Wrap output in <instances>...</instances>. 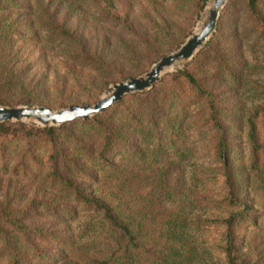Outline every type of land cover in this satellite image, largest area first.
<instances>
[{
  "label": "trees",
  "instance_id": "trees-1",
  "mask_svg": "<svg viewBox=\"0 0 264 264\" xmlns=\"http://www.w3.org/2000/svg\"><path fill=\"white\" fill-rule=\"evenodd\" d=\"M208 0H0V105L95 103ZM0 264H264V0L86 121L0 124Z\"/></svg>",
  "mask_w": 264,
  "mask_h": 264
},
{
  "label": "water",
  "instance_id": "water-1",
  "mask_svg": "<svg viewBox=\"0 0 264 264\" xmlns=\"http://www.w3.org/2000/svg\"><path fill=\"white\" fill-rule=\"evenodd\" d=\"M229 1L217 0L214 9L208 14L205 21H201L196 34L189 36L176 51L160 58L146 73L112 85L110 92L94 104L73 105L57 110L47 106L10 107L0 105V124L5 122H29L40 127H52L77 120L86 121L104 113L125 96L152 89L164 75L175 72L190 62L210 41L217 29L221 11Z\"/></svg>",
  "mask_w": 264,
  "mask_h": 264
},
{
  "label": "rangeland",
  "instance_id": "rangeland-1",
  "mask_svg": "<svg viewBox=\"0 0 264 264\" xmlns=\"http://www.w3.org/2000/svg\"><path fill=\"white\" fill-rule=\"evenodd\" d=\"M208 2H209V0H208ZM208 2H207V4H208ZM229 2H231V0H230ZM229 2H228V3H229ZM228 3H227V4H228ZM207 4H206V6H207ZM206 6H205V7H206ZM224 8H225V7H224ZM224 8H223V9H224ZM222 11H223V10H222ZM222 11H221V13H222ZM204 12H205V8H204V10L202 11V13H201V15H200V17H199V19H198V21H197V23H196L194 29H193V32L191 33V35L196 34L197 30L199 29L200 24H201V21H202V19H203V15L205 14ZM203 13H204V14H203ZM220 16H221V14H220ZM219 18H220V17H219ZM218 21H219V20H218ZM217 25H218V23H217ZM216 30H217V29H216ZM215 32H216V31H215ZM214 34H215V33H214ZM214 34H213V35H214ZM191 35H190V36H191ZM187 38H188V37H187ZM187 38H186V39H187ZM184 42H185V41H184ZM188 63H189V62H188ZM153 64H154V63H153ZM153 64H152V65H153ZM152 65H151V66H152ZM185 65H186V64H185ZM185 65L182 66L180 69H177L176 71L184 69ZM151 66H150V67H151ZM150 67H149V69H150ZM149 69H148V70H149ZM148 70H147V71H148ZM147 71H145L144 73H146ZM176 71H175V72H176ZM144 73H142V74H144ZM172 73H174V72H172ZM142 74H140V75H142ZM168 74H171V73H168ZM140 75H138V76H140ZM166 75H167V74H166ZM164 76H165V75H164ZM164 76H163V77H164ZM136 77H137V76H136ZM132 78H133V77H132ZM116 84H117V83H116ZM113 85H114V84H113ZM111 87H112V85L109 87V89H108L106 92H104L103 94H101V96L98 98V100H99L101 97H103L104 95H106L108 92H110ZM98 100H97V101H98ZM97 101H96V102H97ZM92 104H94V103H92ZM83 105H91V104H83ZM47 107H48V106H47ZM68 107H69V106H68ZM61 109H62V108H61ZM56 110H57V109H56Z\"/></svg>",
  "mask_w": 264,
  "mask_h": 264
},
{
  "label": "bare ground",
  "instance_id": "bare-ground-1",
  "mask_svg": "<svg viewBox=\"0 0 264 264\" xmlns=\"http://www.w3.org/2000/svg\"><path fill=\"white\" fill-rule=\"evenodd\" d=\"M217 0H210L207 4L206 10H205V14L203 15V19L202 21H205V19L207 18L208 14L214 9L215 7V3ZM201 25V24H200Z\"/></svg>",
  "mask_w": 264,
  "mask_h": 264
}]
</instances>
